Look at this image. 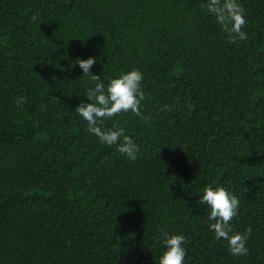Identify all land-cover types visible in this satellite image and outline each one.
I'll return each mask as SVG.
<instances>
[{"label": "trees", "instance_id": "obj_1", "mask_svg": "<svg viewBox=\"0 0 264 264\" xmlns=\"http://www.w3.org/2000/svg\"><path fill=\"white\" fill-rule=\"evenodd\" d=\"M239 2L230 41L206 0H0V264H156L161 228L186 264H264V0ZM89 55L105 81L144 73L141 113L105 122L135 161L74 110ZM206 183L240 198L246 255L214 237Z\"/></svg>", "mask_w": 264, "mask_h": 264}, {"label": "clouds", "instance_id": "obj_2", "mask_svg": "<svg viewBox=\"0 0 264 264\" xmlns=\"http://www.w3.org/2000/svg\"><path fill=\"white\" fill-rule=\"evenodd\" d=\"M209 13L215 16L218 24L228 33V39H245L247 33L242 26L246 24L245 10L239 0H206ZM35 19V17H34ZM82 70L81 76H87L94 83L86 86L83 97L74 110L78 116L87 123V131L94 134L106 146L115 149L135 161L140 152V145L126 129L113 120L112 126L105 122L120 114L141 113L142 101L145 98L143 89L144 73L138 67L122 70L118 75L101 78L100 73H94L91 68L96 63V57L76 59ZM23 96L16 102L22 103ZM170 108V105H165ZM196 203L207 209L209 228L217 240L226 241L228 250L233 255H246L248 253L247 240L252 231L249 225L244 231L234 230L232 220L239 213L240 198L233 190L223 184H204L201 194L197 195ZM160 253L156 264H186L187 237L182 232L166 231L160 229L157 237Z\"/></svg>", "mask_w": 264, "mask_h": 264}]
</instances>
